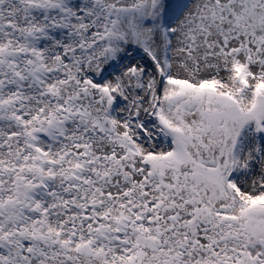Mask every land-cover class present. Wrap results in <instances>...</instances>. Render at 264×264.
<instances>
[{"label": "snow or ice", "instance_id": "6c2138e0", "mask_svg": "<svg viewBox=\"0 0 264 264\" xmlns=\"http://www.w3.org/2000/svg\"><path fill=\"white\" fill-rule=\"evenodd\" d=\"M0 264H264V0H0Z\"/></svg>", "mask_w": 264, "mask_h": 264}]
</instances>
